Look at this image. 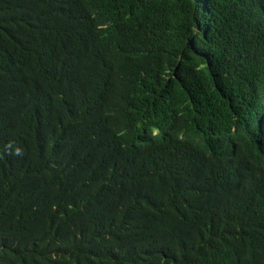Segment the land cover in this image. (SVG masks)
<instances>
[{
	"label": "trees",
	"instance_id": "obj_1",
	"mask_svg": "<svg viewBox=\"0 0 264 264\" xmlns=\"http://www.w3.org/2000/svg\"><path fill=\"white\" fill-rule=\"evenodd\" d=\"M0 264H264V0H0Z\"/></svg>",
	"mask_w": 264,
	"mask_h": 264
}]
</instances>
